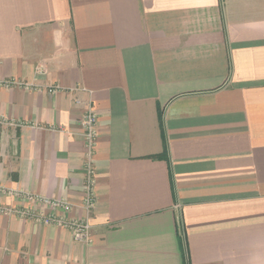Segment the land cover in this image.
I'll return each instance as SVG.
<instances>
[{"label": "crops", "instance_id": "1", "mask_svg": "<svg viewBox=\"0 0 264 264\" xmlns=\"http://www.w3.org/2000/svg\"><path fill=\"white\" fill-rule=\"evenodd\" d=\"M7 79L0 206L65 199L91 241L0 214V264H264V0H0Z\"/></svg>", "mask_w": 264, "mask_h": 264}, {"label": "built area", "instance_id": "2", "mask_svg": "<svg viewBox=\"0 0 264 264\" xmlns=\"http://www.w3.org/2000/svg\"><path fill=\"white\" fill-rule=\"evenodd\" d=\"M38 72H43V69L39 67ZM13 85H21V83L15 79L0 80V87H8ZM56 90V87H51L48 89L49 92H55ZM2 122L3 121L0 119V124ZM81 125L83 128L84 136V196L82 199V205L86 213H88L94 207L96 201V172L94 166V155L98 138V117L91 108H88L83 113V116L81 118ZM0 191H2L3 193L5 192L8 195L13 194L12 191H7V189L2 186H0ZM27 197L30 200L35 201L36 203L47 206L50 211H33L31 209H19L0 206V214L31 218L46 225H54L57 227L67 228L71 231L74 241H91V225L88 218H76L70 216L72 205L67 200L51 199L32 194H28Z\"/></svg>", "mask_w": 264, "mask_h": 264}, {"label": "water", "instance_id": "3", "mask_svg": "<svg viewBox=\"0 0 264 264\" xmlns=\"http://www.w3.org/2000/svg\"><path fill=\"white\" fill-rule=\"evenodd\" d=\"M179 227H180V229H181V224L179 223Z\"/></svg>", "mask_w": 264, "mask_h": 264}]
</instances>
